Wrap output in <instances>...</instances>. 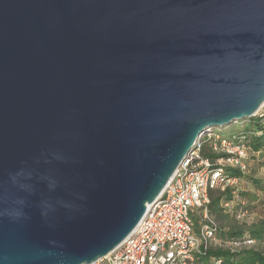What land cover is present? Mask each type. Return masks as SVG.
<instances>
[{"label": "water", "instance_id": "water-1", "mask_svg": "<svg viewBox=\"0 0 264 264\" xmlns=\"http://www.w3.org/2000/svg\"><path fill=\"white\" fill-rule=\"evenodd\" d=\"M263 104L264 0H0V264L106 256Z\"/></svg>", "mask_w": 264, "mask_h": 264}, {"label": "built area", "instance_id": "built-area-1", "mask_svg": "<svg viewBox=\"0 0 264 264\" xmlns=\"http://www.w3.org/2000/svg\"><path fill=\"white\" fill-rule=\"evenodd\" d=\"M251 119H256L259 129L255 135H264V104ZM222 128H210L200 136L133 232L92 264H225L221 258L209 262L198 258L210 249L235 251L254 245L251 239L220 240L217 223L209 211V192L234 189L233 200L222 207L226 213H233L236 221L246 220L248 211L235 208L238 179L228 177L225 169L246 173L250 162L264 163V151H253L243 134L224 137ZM206 145L209 155L202 154ZM261 172L264 175V166Z\"/></svg>", "mask_w": 264, "mask_h": 264}, {"label": "trees", "instance_id": "trees-1", "mask_svg": "<svg viewBox=\"0 0 264 264\" xmlns=\"http://www.w3.org/2000/svg\"><path fill=\"white\" fill-rule=\"evenodd\" d=\"M248 124L250 125V128L246 131H241L238 133H232L229 132V126H225L221 129L220 133L224 137H229L237 134H243L246 136L248 140V145L253 151L257 150H263L264 151V135L256 136L255 134L259 131L256 119H247ZM244 127V126H243ZM256 129V131L254 130ZM203 155H209L208 147L207 145L204 146L202 150ZM211 156V155H210ZM213 157V156H211ZM250 169L256 168V172L258 170H261V168L264 166V163H259L258 161H252L248 165V171L249 167ZM225 174L228 177L231 178H237L238 179V187H237V204H235V208L241 207L242 209H245L248 211V213L251 215L255 214L257 212L258 208L264 207V175L261 178H256L253 174L252 176L248 175L246 173H240L239 171L235 169H225ZM256 174V173H255ZM250 180V183L254 190L258 191V195H255V193H251L249 197V194L247 191H241L240 190V183H242V180ZM232 191L234 189H228L224 192H219L217 190H211L209 192V211L210 214L215 215L216 217H220L222 215H228L230 214L232 217H234L233 213H227L223 209V204L229 203L233 200ZM250 198V199H249ZM241 202H244V205H240ZM264 209V208H263ZM214 218V217H213ZM215 220V219H214ZM218 226V225H217ZM218 230V237L221 241H238L242 242L247 239L254 240V245L251 248H241L239 250L231 251L227 249H210L205 255H203L201 258H198L201 262H209L212 258H221L225 264H264V225H261L259 227H253L249 228L247 230L242 229H232L228 230L222 235L220 234L219 227Z\"/></svg>", "mask_w": 264, "mask_h": 264}, {"label": "rangeland", "instance_id": "rangeland-1", "mask_svg": "<svg viewBox=\"0 0 264 264\" xmlns=\"http://www.w3.org/2000/svg\"><path fill=\"white\" fill-rule=\"evenodd\" d=\"M249 128H250V125L248 124L247 120H244V121H239L238 123L231 124L229 126V132L236 134V133L241 132V131H246ZM254 131H256V129ZM250 168H252V166L249 167V171L247 172L248 175L252 176L254 174L256 178L263 177L261 170H258L256 172V170H257L256 168H254V169H250ZM239 187H240L241 191H247V193L249 194V197H252V196H250L251 193H255V195L259 194L258 191L253 189V187L250 183V180L245 181L243 179L242 183H240ZM263 208H260V209L258 208V210H257V212H255V214L250 215L246 220H244L242 222L236 221L235 218L232 217L230 214H228V215H222L221 214L220 217H216L215 215H213V217H214V219H215V221H216V223L220 229L219 232L222 235L226 231L232 230V229L247 230L249 228L259 227L261 225H264V209Z\"/></svg>", "mask_w": 264, "mask_h": 264}, {"label": "bare ground", "instance_id": "bare-ground-1", "mask_svg": "<svg viewBox=\"0 0 264 264\" xmlns=\"http://www.w3.org/2000/svg\"><path fill=\"white\" fill-rule=\"evenodd\" d=\"M148 208V207H147Z\"/></svg>", "mask_w": 264, "mask_h": 264}]
</instances>
